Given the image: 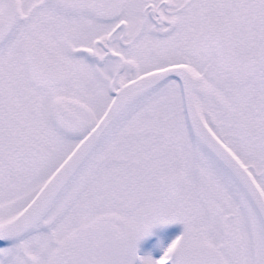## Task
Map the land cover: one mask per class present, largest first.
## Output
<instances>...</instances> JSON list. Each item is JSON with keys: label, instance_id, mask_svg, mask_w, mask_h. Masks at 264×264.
Masks as SVG:
<instances>
[{"label": "snow or ice", "instance_id": "1", "mask_svg": "<svg viewBox=\"0 0 264 264\" xmlns=\"http://www.w3.org/2000/svg\"><path fill=\"white\" fill-rule=\"evenodd\" d=\"M0 264H264V0H0Z\"/></svg>", "mask_w": 264, "mask_h": 264}, {"label": "rangeland", "instance_id": "2", "mask_svg": "<svg viewBox=\"0 0 264 264\" xmlns=\"http://www.w3.org/2000/svg\"><path fill=\"white\" fill-rule=\"evenodd\" d=\"M180 230H181V226L179 225L173 226L172 228V232L175 234H179Z\"/></svg>", "mask_w": 264, "mask_h": 264}]
</instances>
